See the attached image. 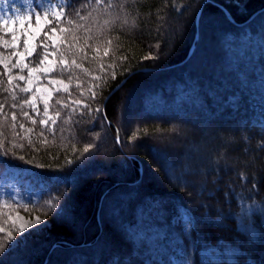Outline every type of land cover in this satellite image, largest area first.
Here are the masks:
<instances>
[{
    "label": "trees",
    "instance_id": "1",
    "mask_svg": "<svg viewBox=\"0 0 264 264\" xmlns=\"http://www.w3.org/2000/svg\"><path fill=\"white\" fill-rule=\"evenodd\" d=\"M64 13L51 75L72 85L54 131L20 137L26 95L0 66V177L32 170L51 219L0 264H264V215H242L264 208V0H66Z\"/></svg>",
    "mask_w": 264,
    "mask_h": 264
},
{
    "label": "rangeland",
    "instance_id": "2",
    "mask_svg": "<svg viewBox=\"0 0 264 264\" xmlns=\"http://www.w3.org/2000/svg\"><path fill=\"white\" fill-rule=\"evenodd\" d=\"M19 3L21 6L16 7L9 3V8L15 9H25L26 4L25 0H19ZM45 5L48 4H54L58 7L65 8L66 0H32V6L36 11H41L38 5ZM222 8L224 6H221ZM224 10V9H223ZM8 11V9L5 8V5L3 3H0V12ZM8 14L11 15V11H8ZM201 17V15H200ZM198 21V14L196 19L197 27L199 28L200 19ZM33 27H35V20L32 21ZM61 25V23H60ZM43 27V25L41 26ZM57 29V33L55 36H52V33L50 29L47 31L49 33V36H52V39H47L44 35V32H46V27L43 28L42 32L36 33V39L35 41L31 40L29 41L30 46L33 44H46L47 48H41L36 47L35 52H39L38 58L34 57V54L31 57L27 56V52L25 51L24 46V39L31 37L33 34L29 33L28 37H24L21 35V32L17 28L16 35L18 36V47L15 49H5L2 44H0V59H6V63H8L9 68H11V65L17 64L18 60L22 65H27V67L21 68L20 66L16 68H11L10 73H6L8 79L9 75L12 77L11 84L14 88V90L18 93H23L26 95V97L22 100V105L20 106V109L23 112H27L29 115L28 117L23 116L21 113L20 115L15 113L16 115V127L15 129H18L20 133V137L23 139L29 140L27 137H32L34 134L36 135L37 128L35 125L37 123L40 124L41 120H47L48 125L45 127L52 128V121L55 120L57 122V110L52 107L53 101L55 96L58 93H66L68 94L71 90V82L69 80H66L60 76H53L51 75V72L47 75H45L43 72L39 71V69H46L51 66H56L58 60L56 56L55 47L57 43L62 38V31L61 28H58L57 26H52ZM219 32L217 31L215 35H217ZM220 34V33H219ZM199 37V31L196 33V36ZM0 36L4 40L9 41L11 43V35H3V28L0 26ZM44 37V39H41ZM41 39V40H40ZM196 39V37H195ZM197 41V40H196ZM194 40V42H196ZM195 44V43H193ZM211 49L210 47H206V45H203V48L200 49L198 55H206L207 52H209ZM13 52H19L23 53V58L13 56ZM48 53V55L45 58V53ZM41 60H44V63H41ZM48 61L52 62V65L48 64ZM200 65V63H199ZM2 69L5 71L3 64H0ZM29 68H35L38 71L31 74L29 73ZM23 75L25 77L24 81L19 80V76ZM31 79L32 83H28V80ZM216 80V79H215ZM65 86H67V90H65ZM28 87L30 89L29 92L24 93L20 91V88ZM85 93V92H84ZM68 96L65 98L67 99ZM89 97V95H86L84 98ZM33 98H35V109L31 106V104H25V100L31 101ZM63 98L59 99L62 106L67 105L71 108L80 109L83 107L82 105H87L85 99H75L72 97H68V102H63ZM45 100H47V106H48V113L45 114ZM63 102V104H62ZM41 118V120L38 121V118ZM127 119L128 117L124 113L120 116V119ZM35 121L33 123L32 121ZM130 120V119H127ZM37 122V123H36ZM56 124V123H55ZM20 125H23L24 127L21 129ZM28 129H32L31 132H28ZM38 132V131H37ZM19 135V134H18ZM26 140V141H27ZM49 139H45L43 142V145L47 143ZM49 143V142H48ZM52 143V142H50ZM49 143V144H50ZM185 153V152H184ZM175 159L183 158L182 155L176 156L174 155ZM259 157L258 151L254 150L252 152L248 153V158L250 160H253ZM262 158V156H261ZM264 160V157H263ZM254 166L257 167V164H254ZM156 163L154 167H152V170L156 171ZM5 173L3 176L0 177V228L4 229L3 232H0V242H3L5 240V237L7 235V232L11 231L13 233V236L17 238V243H11V247H21L23 246L26 241L28 242L29 236L34 232H41L42 230H45L50 225V214L46 210V208L39 206L38 201L40 199V196L43 192L44 188V181L39 180L37 178L32 170H25L22 168L14 167V166H8L4 167ZM264 184V181H263ZM114 206V205H113ZM111 204H108L107 208L108 210L112 211ZM40 218V223H34L35 218ZM22 224L29 225L26 229L25 233H19L18 229L19 226ZM42 233V232H41ZM118 236V235H117ZM32 241H29L31 243Z\"/></svg>",
    "mask_w": 264,
    "mask_h": 264
},
{
    "label": "snow or ice",
    "instance_id": "3",
    "mask_svg": "<svg viewBox=\"0 0 264 264\" xmlns=\"http://www.w3.org/2000/svg\"><path fill=\"white\" fill-rule=\"evenodd\" d=\"M0 3H3L5 5V8L8 9V11H11V15L8 14V11L5 12H0V26H2L3 28V35H11V43H9V41L4 40L2 38V36H0V44L3 45V47L5 49H15L18 47V36L16 35V31L17 28L19 29V31L21 32V35L24 37H28L29 33H32L33 35L29 38L24 39V46H25V51L27 52V56L31 57L34 52H35V48L36 47H41V48H47L46 44H33L32 46H30V39L35 41L36 33L42 32L44 27H49L50 31L52 33V36H55L57 33V29L55 27H51V25L55 22L57 25H59L62 20L64 19V9L63 7H58L54 4H48L47 6L45 5H38L39 8L41 9V11H36L33 6H32V0H25V4H26V8L25 9H20V8H15V9H11L9 8V3L10 0H0ZM33 19L35 20V27H33L32 25V21ZM82 19V17H81ZM69 23H71V21H69ZM43 25V27H41ZM61 31H64V29H61ZM44 35L47 39H52V36H49L48 32H44ZM13 56H17V57H21L23 58V53H19V52H13L12 53ZM48 55V53H45V58ZM105 55H107V52H105ZM7 58L4 59H0V64H3L5 72L6 73H10L11 72V68H16L18 66H20L21 68L23 67H27V65H22L20 63V61L18 60L17 64H13L11 65V68H9L8 63H6ZM44 60H41V63H44ZM73 64H75V61L72 62ZM49 65H52L51 61H48ZM60 65H61V70L62 71H67L69 70V65L67 63V61H60ZM77 68L80 67V65H76ZM38 70L35 68H29V73L30 75L37 72ZM39 71L43 72L45 75L49 74L52 71H56L55 66H51L49 68L46 69H39ZM115 77V74L113 73V78ZM19 80L20 81H24L25 77L23 75L19 76ZM12 81V77L9 75V82ZM28 83H32L31 79L28 80ZM65 90H67V86H65ZM21 92L27 93L30 91V89L28 87H24V88H20ZM95 92L92 93V98L95 99ZM25 104H31V106L33 107V109H35L36 105H35V98H33L31 101L29 100H25L24 101ZM45 114L47 115L48 113V106H47V100H45ZM83 107H87V105H82ZM12 107H16L15 104L12 105ZM3 109V105L0 104V110ZM97 111H102V109H97ZM23 116L28 117V113L27 112H23L22 113ZM57 117H59V113H57ZM12 120L13 122L16 121V115L15 113L12 114ZM33 123H35V121H32ZM56 121L53 120L52 121V125H53V131L54 129V125H55ZM41 125H48V121L47 120H41L40 121ZM13 127H15V123H13ZM24 126L20 125V128L22 129ZM262 128H264V126H262ZM32 129H28V132H31ZM120 142L119 137H117V143ZM260 147H264V142H261ZM85 152L90 151V148H85L84 149ZM21 159H23V157H21ZM162 163L163 166L165 167L166 171L170 172L174 167H176L175 163L168 159L166 156H162ZM69 163H72V161H69ZM244 177L242 176V179ZM49 204L51 205V202H49ZM257 212H260L262 215H264V208H261L259 205L256 206H252V205H247V206H242V215H245L247 217H249V219H251V217L253 215H255ZM184 218L186 220L190 219L189 213L187 210H184ZM34 223H40V218L36 217ZM29 225L27 224H22L19 226V233H25L26 229ZM4 229L0 228V232H3ZM250 231H254V228H252L251 224H250ZM17 238L15 236H13V233L11 231L7 232V235L5 237V240L3 242H0V252L5 251V247H10L11 243H17Z\"/></svg>",
    "mask_w": 264,
    "mask_h": 264
},
{
    "label": "water",
    "instance_id": "4",
    "mask_svg": "<svg viewBox=\"0 0 264 264\" xmlns=\"http://www.w3.org/2000/svg\"><path fill=\"white\" fill-rule=\"evenodd\" d=\"M223 9L226 11V14L228 15V17L230 18V19H232L233 20V18H232V16L230 15V13L228 12V10L225 8V7H223ZM201 12H202V9L199 11V13H198V21H199V19H200V15H201ZM258 13V12H257ZM257 13H255L254 15H256ZM253 15V16H254ZM252 16V17H253ZM197 21V22H198ZM198 39V35L196 36V39H195V41ZM195 43V42H194ZM194 49H195V44H193V46H192V48H191V50H190V52H189V55H188V57H187V59H189L190 58V56L193 54V51H194ZM120 86V85H119ZM119 86H117L116 88H115V90L119 87ZM114 90V91H115Z\"/></svg>",
    "mask_w": 264,
    "mask_h": 264
},
{
    "label": "bare ground",
    "instance_id": "5",
    "mask_svg": "<svg viewBox=\"0 0 264 264\" xmlns=\"http://www.w3.org/2000/svg\"><path fill=\"white\" fill-rule=\"evenodd\" d=\"M225 12H226V11H225ZM193 52H194V51H193ZM192 55H193V54H192ZM192 55H191V56H192ZM191 56H190V57H191ZM186 60H188V59H186Z\"/></svg>",
    "mask_w": 264,
    "mask_h": 264
}]
</instances>
